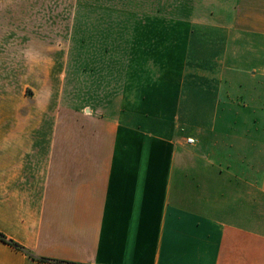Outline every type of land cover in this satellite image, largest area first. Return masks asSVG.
<instances>
[{
  "label": "crops",
  "instance_id": "crops-1",
  "mask_svg": "<svg viewBox=\"0 0 264 264\" xmlns=\"http://www.w3.org/2000/svg\"><path fill=\"white\" fill-rule=\"evenodd\" d=\"M244 7L243 36L181 45L176 98L137 101L121 66L114 90L86 75L115 98L90 99L82 133L0 117V232L37 258L0 241V264H264V0Z\"/></svg>",
  "mask_w": 264,
  "mask_h": 264
},
{
  "label": "rangeland",
  "instance_id": "rangeland-1",
  "mask_svg": "<svg viewBox=\"0 0 264 264\" xmlns=\"http://www.w3.org/2000/svg\"><path fill=\"white\" fill-rule=\"evenodd\" d=\"M252 2L1 0L0 117H40L59 112L58 116L69 121L74 133H82L83 118L87 115L85 105L90 104V99L92 103L98 102L100 94L106 104L115 98V94L85 92L91 81L86 75L89 76L90 70L98 76L101 72L104 86L114 90L115 72L121 66L128 71V89L139 93L137 101H145L143 96L155 101L157 93L162 91L176 98L182 69L181 45L189 44L192 36L203 40H219L228 32L243 36L244 24L259 17L258 13L244 11V5ZM82 5H100L106 9L101 14L89 9L85 14ZM135 9L139 13L136 17L119 14ZM78 12L82 15L78 18L80 23L76 22L73 28ZM99 36L108 44L106 53L99 46L83 45L84 39ZM135 42L139 43L132 54L131 44ZM212 48L218 54L217 48ZM54 53L68 60L55 62L54 84L60 92L50 93L46 89L52 87L48 75ZM124 53H130L127 65L120 60ZM48 100L55 102L54 109L43 108ZM162 117L169 119L171 114L165 111Z\"/></svg>",
  "mask_w": 264,
  "mask_h": 264
},
{
  "label": "trees",
  "instance_id": "trees-1",
  "mask_svg": "<svg viewBox=\"0 0 264 264\" xmlns=\"http://www.w3.org/2000/svg\"><path fill=\"white\" fill-rule=\"evenodd\" d=\"M82 8H83V13H85V14H87L88 13V11L87 10H91V12L92 11H94V14L95 13H102V12H104L105 11V9L106 8H104V6H100V5H95V6H92V5H86V6H83L82 5ZM120 13H124L125 15H127V16H132V17H136V16H138L139 15V13H138V10L137 9H135V10H129L128 12H119V14ZM82 15L80 14V12H78V16H77V20L75 21V23L76 22H78V23H80V21L78 20V18L79 17H81ZM86 20V19H85ZM85 20H83V22L85 21ZM85 27L86 28H88L89 26H88V23H87V21H85ZM77 27V26H76ZM0 241H2V242H4V243H6V244H9V245H11V246H13L14 248H16L17 250H20V251H22V252H24V253H26L27 255H30V256H32L34 259H37L31 252H29L26 248H24L22 245H20V244H18L17 242H15V241H13L12 239H10V238H8L5 234H3L2 232H0ZM38 260H40V261H49V260H47V259H43V258H39ZM60 263H64V264H71V263H68V262H60Z\"/></svg>",
  "mask_w": 264,
  "mask_h": 264
},
{
  "label": "built area",
  "instance_id": "built-area-1",
  "mask_svg": "<svg viewBox=\"0 0 264 264\" xmlns=\"http://www.w3.org/2000/svg\"><path fill=\"white\" fill-rule=\"evenodd\" d=\"M188 143H191V144L194 143V139L189 138V139H188Z\"/></svg>",
  "mask_w": 264,
  "mask_h": 264
}]
</instances>
